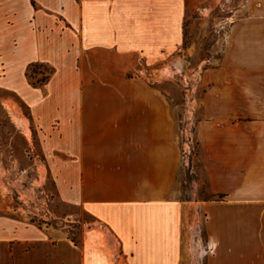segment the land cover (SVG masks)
<instances>
[{"label": "crops", "instance_id": "obj_1", "mask_svg": "<svg viewBox=\"0 0 264 264\" xmlns=\"http://www.w3.org/2000/svg\"><path fill=\"white\" fill-rule=\"evenodd\" d=\"M33 1L0 0V59L9 57L20 70L10 87L30 111L59 197L96 220L116 263L264 264V0H249V16L232 25L215 84L203 99V167L211 193L222 197L200 206L197 244L194 208L173 196L178 149L171 116L159 108L112 112L109 107L129 105L124 98L61 97L56 90L65 88L61 75L68 70L59 64L62 50L44 26L35 32L32 20L57 13L72 27L74 58H89L91 67L98 59H120L128 71L143 58L156 67L173 57L183 41L185 11L203 0ZM34 62L55 66L43 88L26 82L24 70ZM2 82L9 87L8 79ZM145 101L135 105H160ZM55 154L67 157L53 160ZM4 225L0 221V264L67 263L60 243L47 258L34 257L33 249L12 257L29 243L16 241L15 227ZM5 245L13 249L10 257L2 253ZM80 253L74 264H108L91 250Z\"/></svg>", "mask_w": 264, "mask_h": 264}, {"label": "rangeland", "instance_id": "obj_2", "mask_svg": "<svg viewBox=\"0 0 264 264\" xmlns=\"http://www.w3.org/2000/svg\"><path fill=\"white\" fill-rule=\"evenodd\" d=\"M248 1H198L194 8L185 11L183 41L178 52L161 66L150 65L143 58L128 71L120 66V59H98L97 66L91 67L89 58H74L72 27L57 13L46 11L44 18L38 14L39 18L35 15L32 20L35 32L44 26V33L62 50L59 64L68 70L61 75L65 88L60 86L56 90L61 97L124 98L130 100L129 105L109 107L112 112L120 109L137 114L159 108L171 116L172 138L178 149L173 196L194 208L197 215L194 226L200 229L196 244L201 242L204 226L200 206L204 201L222 197L211 193L203 167L199 136L203 99L215 84L216 70L232 25L250 14ZM35 10H39L37 1ZM24 74L27 84H42L43 88L56 69L49 62H34L26 67ZM20 76L18 66L9 57L0 59V221L7 230L10 225L15 227L16 241L29 243L28 249L17 247L12 257L24 258L33 249L34 257L47 258L51 254L50 246L60 243L65 248L66 264L79 262L80 250H91L107 258L108 264H117L115 251L108 246V239L96 220L82 207L59 197L52 163L42 152L41 138L36 136L30 111L18 92L10 87ZM4 78L9 80V87L2 86ZM149 99L159 100L160 105H135L137 101L148 103L145 100ZM86 108L95 110L94 106ZM64 157L67 156L52 155L53 160ZM207 246L204 241V248ZM3 248L4 256L10 257L12 247ZM206 251H202L204 255Z\"/></svg>", "mask_w": 264, "mask_h": 264}, {"label": "trees", "instance_id": "obj_3", "mask_svg": "<svg viewBox=\"0 0 264 264\" xmlns=\"http://www.w3.org/2000/svg\"><path fill=\"white\" fill-rule=\"evenodd\" d=\"M32 2L34 3L33 0H32ZM34 66H36V65H32L31 67H34ZM53 71H54V69H52V72H53ZM33 86H34V87H40V86H42V84H40V85H39V84H38V85H37V84H34Z\"/></svg>", "mask_w": 264, "mask_h": 264}]
</instances>
